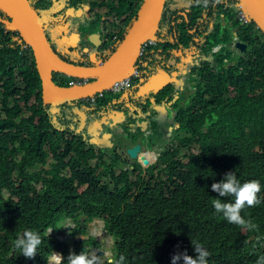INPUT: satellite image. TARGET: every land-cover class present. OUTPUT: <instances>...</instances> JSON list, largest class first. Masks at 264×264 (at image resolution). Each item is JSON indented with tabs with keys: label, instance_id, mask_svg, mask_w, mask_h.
I'll use <instances>...</instances> for the list:
<instances>
[{
	"label": "trees",
	"instance_id": "16d2710c",
	"mask_svg": "<svg viewBox=\"0 0 264 264\" xmlns=\"http://www.w3.org/2000/svg\"><path fill=\"white\" fill-rule=\"evenodd\" d=\"M81 1L71 0L70 4L80 11ZM118 1L120 6L115 1L110 9L116 11L120 19L128 16L125 20L128 28L121 34L123 43L133 27V20L139 15L142 0ZM192 1L166 0L156 36L157 46L149 47L138 62L142 75L140 87L151 68L170 61L174 63L172 56L181 50V46L184 47L183 56L192 55L193 47L200 45L196 38H208L207 46L199 48L204 55H208L212 47L231 41L229 31L223 29L219 19L220 14L229 16L226 4L239 0ZM33 3L37 10H45L48 0H34ZM91 4L100 7L106 3L93 0ZM180 11H184L186 17L180 15ZM229 17L233 19L231 15ZM193 30L195 33L191 32ZM1 33L5 38L2 30ZM239 33L249 46L247 53L236 58L237 66L226 70L224 59L233 61L232 54L227 51L226 55H218L217 66L223 73H213L208 64L205 68H197L201 89L193 93L186 108L179 104L182 94L179 91V96L177 90H181L180 85L170 82L153 94L151 103L143 101L140 91L133 87L125 96L107 94L94 107L83 108L85 105H82L80 109L65 104L53 110L56 106L43 102L37 70L33 74L21 69L23 78L35 76L34 86L29 81V88L18 100L22 108L6 105L0 114V264H16L5 257L3 250L25 228L35 230L43 237L47 227L58 229L68 215L74 218L84 215L88 220L105 219L108 232L117 238V257L123 255L125 264H171L172 255L190 248L192 239L207 247L208 264H255L257 257L264 255V187L258 194L261 203L242 210V215L257 225L254 230L228 223L215 212L211 203L219 195L211 189V184L222 179L228 171L236 172L241 180L258 179L264 186V35L259 29L254 30V24L241 27ZM170 37L174 38L175 45L169 42ZM107 43L102 52L108 48ZM2 46L9 52V58L17 54L10 41L4 39L0 49ZM117 49L111 48L105 59L114 55ZM172 67L173 71L183 68ZM7 89H10L9 83ZM177 94L179 99L173 102ZM34 97L35 104H30ZM122 99L134 101L137 108L127 110L126 105H121ZM170 102L180 107L169 125L178 124L179 129L189 132L188 145L199 142L202 146V152L190 162L196 171L189 175L181 172L180 162L167 150L162 155L163 161L182 180L174 195L176 201L165 200L158 189H146L145 194L141 193L132 203L129 193L134 191V184L128 172L114 170L122 166L118 165L117 159L110 163L106 161L105 165L101 163L102 156L95 151L89 126L101 122L102 131H109V124L102 122L104 115L118 109L127 113L123 124L130 126L142 119L143 114L148 115L158 129V114L153 106L168 107ZM24 113L28 116L24 117ZM82 125L85 126L80 128ZM51 158L54 161L50 162ZM103 173L113 174L116 182L113 187L103 184ZM196 208L202 213L181 214L168 223L178 210ZM194 224L197 232L184 235L183 242H190L185 248L179 240H173L178 229L182 232L181 229ZM60 234L66 235V232ZM257 236L261 238L258 240ZM52 246L48 240L42 241L34 257L21 258L18 264H45Z\"/></svg>",
	"mask_w": 264,
	"mask_h": 264
},
{
	"label": "clouds",
	"instance_id": "9594fccd",
	"mask_svg": "<svg viewBox=\"0 0 264 264\" xmlns=\"http://www.w3.org/2000/svg\"><path fill=\"white\" fill-rule=\"evenodd\" d=\"M29 1L33 9L39 15V18L42 21L43 30L46 34L51 50L54 52L52 45H51V41H50V39L53 41L52 37H54L55 39L60 40L65 45L64 50L66 53H69L70 52L69 50L75 52V53H69V54H72L73 56H75V58L78 61H80V63L76 62L75 60L71 58L70 59L73 62H66L64 60L65 58H63L59 54L57 55L54 52V54L60 60L66 63L78 65V66L96 67L97 64L103 65L111 56H113L111 55L109 58L100 62L99 54H98L96 58V61L98 60V62H95L94 64L90 63V62H93L95 57L93 56L94 51L90 50L91 43L89 42V37L90 35L95 34L94 32H97L99 30L98 28H95L93 31L86 33V35L83 36L84 38H82L81 36V31L88 24L94 25L95 23H98L101 21L100 19L101 14L98 13L99 7H94L91 4L93 0H87L84 3L81 0H74L76 2H80V1L82 2V4H80L82 6V10L80 11H77L76 6H73L70 4L71 0H48L47 7H45V10H39V9L37 10L33 3L34 0H29ZM104 1L105 3H113L117 1L115 3L119 5L118 0H104ZM143 3H144V0H142V5ZM230 4L231 5L236 4L237 12H236L235 17H237L239 24L240 23L242 24V25H239V29H234L233 27L235 25H226V26L222 25L223 29L229 31V34L232 31V28L234 29L235 31L234 34H230L231 41L229 43H225V44L212 47V50L210 51L208 55H204L202 51L201 52L197 51V50H201L197 48L194 49V52L192 55H187L189 58V56L192 57L194 55L199 54L200 52V55H204V58L207 59V63L210 60L214 63L215 71H213V73L215 74H219V72L223 73V71H220L218 69L217 60H216V57L220 55L221 53L223 55H226L227 51H229L232 54V57L234 59L233 61H231V58L224 59L223 68L225 70L229 67L237 66L236 58L242 57L247 53L249 46L245 41L241 39L240 33H239L240 28L241 27L246 28L249 25L254 24V30L259 29L257 25L251 20L244 2H241L239 0V2L237 1L236 3H230ZM226 6H229V4H226ZM141 7H140V11H141ZM224 9H225V6H224ZM0 11L4 13L5 15H7L1 9V6H0ZM241 11L244 12L245 15L247 16V19H248L247 22H243L240 19L239 14ZM93 13H96V15L91 21H89L88 18L92 17ZM230 15L232 16V14L229 11V16ZM229 16L225 14H220L219 22L222 21L221 19H223L224 22H228V23L235 22L234 20L235 17H233L232 21L229 22L228 21L230 19ZM127 17H124L123 19L126 20ZM8 18L10 21H12V19L9 16ZM79 19L86 21L87 25L74 24ZM137 19L133 20V25L135 24ZM46 21L48 25H44V22ZM1 22L2 21L0 20V29H1V26L3 25V27H5L7 30L14 31L20 34L18 30L11 28L12 26L11 23L5 22V21L3 23ZM9 25L11 26L9 27ZM123 25H125V27L123 28L121 27L120 29L118 30L116 29L115 31L110 33V36H109L110 39H107L108 35H106V39L109 40L108 43L107 41L105 42L108 44L107 45L108 48L105 49L104 52H101V53L106 54L113 47H117L119 49V47L122 45L121 34L124 31H126L128 28L126 27L127 25L126 22L123 23ZM118 26H121V25H118ZM1 30L3 31V28ZM159 31H160V27H159L158 33ZM195 31L196 30H193L191 32L195 33ZM261 33L264 35L262 31ZM47 34L49 35L50 39L48 38ZM97 34L99 35V33ZM156 36L155 38L147 40V42L143 45V50L145 46L147 45V43L151 41H153L154 44L148 46L147 49L149 47L153 48L157 46ZM82 41H85L83 46H85V49L86 48L88 49V52H85V56L83 55V52H82L83 48H80V44ZM238 41L247 44V49L244 53H242L240 49L236 48L235 45H236V42ZM70 42L77 43V47H72L70 45ZM197 42H200V41H197ZM23 46H27V47L29 46V48L32 49L30 45L24 42V40H23ZM59 49L63 50L61 48ZM99 50L97 51V53L100 52ZM143 50H142L141 57H143L144 54L146 53V51L144 52ZM179 52H181V50ZM179 52H177L175 56L181 55L183 57V53L178 54ZM86 56L88 57V61H85ZM34 57H35V54H34ZM100 57H103V56L100 55ZM35 61H36V58H35ZM170 64L179 65L180 67V66L186 65V60L183 64L179 63L177 60H174V63L170 61L164 66L167 67ZM210 68L212 69L211 64H210ZM139 69L140 68L138 65L137 70L127 77L129 78V77H132L135 73H139V76L136 78L132 87L126 92L115 94L109 91L111 88L115 86L117 82L123 81L121 80V81H117L113 86H111L108 89H105L98 93L96 92L92 94V96L83 97L80 100L75 101V104H73V102L67 103V104L74 106L78 103H82L83 105H86L87 107H94L98 103V101L105 98L107 94H111V96H120V97L125 96V94H127L131 89H133V87L136 84H139V80L142 77ZM36 70L39 75V72L37 69V63H36ZM160 70L162 71V73L163 71H165L163 69H160ZM240 71H242V67H240ZM55 77H59L61 78V80L57 81ZM39 78H40V75H39ZM96 79L97 78H79V77H74L66 73H60V72L53 73V80L57 85H63V86H68V87L86 86L87 84L94 82ZM170 79H172V76H170ZM197 80H200V78ZM34 82H35V76L33 77V81H32L33 86H34ZM178 84L180 85L179 82ZM100 93H103V97L100 96ZM192 98H193V94H192ZM92 99H95V101L92 102ZM176 99L177 100L179 99L178 94H177ZM32 101L33 102L36 101L35 97L31 100L30 104H32ZM130 102L134 103V101H130ZM173 102H176V101H173ZM173 102H170L169 104H173ZM187 103L185 106H182V107L186 108ZM18 105L19 107H21L20 104ZM53 110H57V109H53ZM175 110L176 109L173 108L174 113H175ZM122 113L126 114V112H122ZM23 116L24 117L28 116V113H24ZM141 117L144 119V121L147 124V126L143 129V132H145L150 127L149 119L151 118L148 115L144 116L143 114L141 115ZM173 118L174 117H172V119ZM172 119L168 115L162 116L158 114L156 120L160 126L158 129H155V125L152 121L153 134L146 135V137H144V134H143L141 140L139 138V134H137L136 138H134L132 141H129V142L125 141L119 136L117 143H115L113 140L110 139L109 132L103 131L104 132L103 134H97L94 129H93L94 132H92L91 128L93 124L89 128V131L93 133L91 140L95 144V148L98 146V144H101L102 147H105V149L110 150L109 153L102 152V154L100 155L102 156L101 163L104 162V165H105L106 161L110 163L111 161L117 159L118 165L122 164V166L115 167L114 170L118 171V173H120L123 170L128 172L129 178L132 180V183L134 184V191L129 193V196H130L129 201L132 203L135 202L136 198L140 196L141 193L145 194L146 189H151V190L158 189L157 192L162 193L165 200L176 201L174 199V195L176 193L177 185L182 184V180L180 177H178L177 174L173 172L171 168L167 167V163L163 161L162 155L164 152H167V150H170L172 153L171 156L180 162L179 170L181 172H184L189 175L190 173H194L196 171V169L191 165L190 162L192 160V157L202 152V146L200 145L199 142H193L192 145H188L187 144V141H189L188 138H179V139L174 138L173 139V136L177 134L176 130L181 131V132H187V131L179 129L178 124L169 125L168 122L174 121ZM99 123L100 122H98L97 124ZM100 125L103 126L102 124ZM120 125L122 126V130L119 129V132L121 135H123L125 131L130 130V126L123 124V122H121ZM125 125L127 127H125ZM83 126L85 125H82L80 128H82ZM108 128H110V125H108ZM105 133H109L106 141L102 143L99 141L98 142L94 141V139L100 140V138H102ZM159 133L160 134L162 133V134L160 135ZM187 133H188V136L190 137L189 132ZM108 142L110 144H107ZM183 142H186V143H183ZM119 144H123V145L119 147ZM152 144L154 146H152ZM138 145H140V149L138 150L137 157H134L130 153V149L135 148ZM128 161H132V162L137 161L138 164L142 166V169L140 170V173L138 175L136 174V169L133 168L132 164H128ZM142 161L144 164H142ZM99 171L100 169H98V172ZM102 177H103V180H102L103 184L108 185L110 187H113L114 183L116 184L113 174L109 173L108 175H105L103 173ZM106 177H110L109 183L105 182ZM41 187L42 185L40 186V188ZM262 187L264 186H262L260 180L258 179L253 178L249 180H241L240 178H238L236 172L228 171L224 174L222 179L218 181H214L211 184V189L214 192L219 194L217 196L218 198L213 199L211 201L212 206L215 212L220 214L228 223L236 224L238 226L245 227L249 230H254L256 229L257 225L251 219H246L242 215V210L261 203V197L258 194L261 192ZM262 196H263V193H262ZM221 197H229L230 199L225 200V199H222ZM180 201L185 202L184 200H180ZM196 213H202L200 208H196L192 211L178 210L176 213H174L169 218L168 223L171 220L177 218L181 214L192 216L193 214H196ZM79 224H80V227H79ZM88 224H92L95 226L94 230H97L95 234H92L91 232H88V233L85 232V228H87ZM77 229H79V231ZM181 230L182 232H180V229H178V233L174 236L173 240H176V241L179 240L185 248L188 244H190V242H186V243L183 242L184 235L192 231L197 232L196 224L192 225L188 229H181ZM61 232L63 233L66 232V235L64 234L59 235V233ZM260 238L261 237L257 236L258 240ZM45 240H48L51 244H53L50 252L48 253V256L46 257L45 264H105L106 262L107 264H125V257L123 255H120L119 257H117L118 256V253L116 252L117 238L116 236L108 232L107 227H106V220L101 219V218H93L92 220H88L87 217L84 215H80L78 218H74L72 215L66 216V218L60 222L58 229H56L55 227H47V230L43 237H41L37 231L25 228L22 234L18 235L14 240H12L10 242L9 247L4 249L3 252L6 258L11 259L16 264H18L21 258L24 259V258L34 257L35 254L38 252V248L41 246L42 241H45ZM54 241L56 242L54 243ZM77 242H80L81 244H77ZM66 243L68 245L67 247H64ZM192 244L193 245H191L190 248H186L189 254L187 253L186 250L183 252H177L173 254L171 257V264H208L209 251L207 247H205L198 240H194V239H192ZM255 264H264V255L258 256L255 261Z\"/></svg>",
	"mask_w": 264,
	"mask_h": 264
},
{
	"label": "water",
	"instance_id": "95a60500",
	"mask_svg": "<svg viewBox=\"0 0 264 264\" xmlns=\"http://www.w3.org/2000/svg\"><path fill=\"white\" fill-rule=\"evenodd\" d=\"M240 1L245 3L251 20L264 33V0ZM165 4L166 0H144L138 19L117 52L103 65L86 67L66 63L54 54L43 30L42 21L29 0H0L1 9L12 19L11 28L18 30L24 42L33 49L42 81L43 101L46 105L53 106H61L92 96L134 73L138 67L143 45L147 40L155 38L158 33ZM89 42L97 48L102 43L97 33L90 35ZM70 45L77 47V43L70 42ZM235 46L242 53L247 49V44L240 41L236 42ZM85 52H88L87 48ZM57 72L79 78L97 79L86 86L68 87L54 82L53 73ZM141 124L146 125V122ZM108 135L109 133H105L100 140L94 139V141L102 143L106 141ZM139 149L140 145L130 149L132 156L137 157Z\"/></svg>",
	"mask_w": 264,
	"mask_h": 264
},
{
	"label": "flooded vegetation",
	"instance_id": "af4514ba",
	"mask_svg": "<svg viewBox=\"0 0 264 264\" xmlns=\"http://www.w3.org/2000/svg\"><path fill=\"white\" fill-rule=\"evenodd\" d=\"M189 1L191 3H193L192 0H189ZM31 2H33V1H31ZM118 2H119V5H117V6H120V1H118ZM110 5H111V3H106L105 5H102L99 7V11H101V12H99V14H101V18H100L101 21L94 24V25H101L102 26V28L99 29V31L94 32V33H99L100 40L102 42L100 47L97 48V47H94L92 44H90V46H91L90 50L94 51L93 56L95 58H97L98 54H99V58H101L100 55L103 57L106 55V54H103L101 52L103 51V46H104L105 42L107 41L106 35H108L107 37H109L110 33L114 31L113 25H123V23H125V19H120L117 15L116 11L111 12ZM102 11H105V12L102 13ZM163 14H164V12H163ZM179 14L186 17V13L184 11H180ZM95 15H96V13H93L92 17L88 18V20L91 21L95 17ZM111 17H115V18H111ZM205 18L207 19L208 16H206ZM0 20L2 21L1 23H3L4 21L11 23L8 16L5 15L4 13H2L1 11H0ZM221 20L222 21H220V25H223V26H226V25H242L241 23L239 24L237 17L234 18L235 22H232V23L224 22L223 19H221ZM84 22H86V21H84ZM44 25H48L47 21L44 22ZM88 25H90V24H88ZM10 26L11 25H9V27ZM2 28H3V32L5 34V38L3 37V35L0 32V39L2 41L4 39L6 41H10V44H12L15 47V48H13V52L17 51V54H14V56L12 58H9V56H8L9 52L7 51V49L4 46H2V49H0V114L2 113V111L6 105H8L10 107L12 105H16V107H17L18 106V100L22 97V93L26 92V89L29 88V81H31V82L33 81V78L32 79L23 78L22 77L23 72L21 69H26L28 71H31L33 74H34V70L36 69V61H35L34 53H33L32 49L29 48V46L28 47L23 46V38L21 37V35L19 33L14 32V31L7 30L5 27H3V25L1 26V29ZM233 28L239 29L238 26H234ZM233 28H232V31L230 32V34H234L235 31ZM91 31H93V29H90L89 32H91ZM86 33H88V31L83 28L81 31L82 38H84L83 36H85ZM48 38L50 39L49 35H48ZM2 41H0V42H2ZM50 41H51V45H52L54 52L58 55V51L60 49L55 45L54 41H52L51 39H50ZM196 41H200L199 42L200 45L194 46L193 49L204 48L207 46L208 38L201 36V38H196ZM169 42H170V40H169ZM176 42L180 44V41L178 39H176ZM84 43H85V41L81 42L80 48H83L82 52H83V55L85 56V46H83ZM16 48L19 50V52ZM180 48H181V52H179L178 54L184 53V49H183L184 47L181 46ZM173 49H171V51H173ZM66 50H67V48H66ZM98 50L100 51L99 53H97ZM69 51H70L69 53H75L71 50H69ZM197 51L201 52V50H197ZM200 52H199V54L194 55L190 58V60L194 61V63H195V70L197 71V73H199V70H197V68H200V69L205 68L208 63L211 64L212 71H215L214 63L211 60L208 61V63H207V59L204 58V55H200ZM183 58H185V60L189 59L188 56L185 54H184ZM67 59H70V58L67 57ZM75 61H77V60H75ZM85 61H88L87 56L85 58ZM79 63H80V61H79ZM210 64H208V65L210 66ZM180 68H181V66H180ZM188 72L189 71L185 68V65H183V68H181L180 71L177 70V71L171 72V76H178V80L180 83V89L181 90H183L185 88L184 78H186ZM178 73H179V75H177ZM55 78L57 81L61 80V78H59V77H55ZM194 78H193L194 79L193 82L187 83L186 90L184 92L192 93V92H196L197 90L201 89L200 80H197V78H200V73L194 74ZM8 83L10 84L9 90L7 89ZM32 104H35V102L32 101ZM82 105H83L82 103H78L75 106L77 108L81 109ZM126 106H127L126 109L129 111L137 108L135 102L132 103L131 105H126ZM71 107H73V106H71ZM83 108H86V105ZM149 120H150V127L145 132H143V129L147 126V124L146 125L141 124L142 122H144L143 118L141 120L135 122V123H130V130L125 131L123 135H121L119 132V129L122 128V126L120 124L118 125L120 128H117V126H111L110 131H105V132H109V133L111 132L110 133V139L113 140L115 143H117V141H118L117 136H120L122 139L129 142V141H132L134 138H136L137 134H139V138L141 140L143 134H144V137H146V135L153 134V130H152L153 123H152L151 119H149ZM83 122H85V119L83 120ZM115 125H117V124L115 123ZM36 127H37V125H36ZM93 129L96 131L97 134H103L104 133L102 131V126L97 124V123H96V125L92 126L91 130H93ZM113 129H115V132L113 131ZM111 136H113V137H111ZM122 145L123 144H119V147H121ZM152 146H154V145L152 144ZM95 151L98 155H101L102 152L109 153L110 150L104 149L101 146V144H98ZM128 164L133 165V168L136 169L137 175L140 173L142 166L140 164H138L137 161H135V162L128 161ZM142 164H144L143 161H142Z\"/></svg>",
	"mask_w": 264,
	"mask_h": 264
},
{
	"label": "rangeland",
	"instance_id": "374dc122",
	"mask_svg": "<svg viewBox=\"0 0 264 264\" xmlns=\"http://www.w3.org/2000/svg\"><path fill=\"white\" fill-rule=\"evenodd\" d=\"M229 11L232 14V17H235L236 12H237V10H236V4L235 5L229 4ZM99 12H101V11H99ZM104 12L105 11H102V13H104ZM228 15H229V12H228ZM111 18H115V17H111ZM228 21L230 22V21H232V19L230 18ZM74 24L87 25L86 22H84L83 20H80V19L77 20ZM121 27L123 28V27H125V25H121V26L113 25V30L114 31L116 29L118 30ZM95 28H98V30H99V29L102 28V26L101 25H96V26H94V25H87V26H85L84 29L89 32L90 29H93L94 30ZM52 39H53L55 45L58 48L63 49V50L58 51V54L60 56H62L65 59L68 57V58L77 60L75 58V56H73L72 54H69V53H66L65 52V50H64L65 49V45L60 40L55 39L54 37H52ZM170 43L172 45H175V40H174L173 37H170ZM156 56L158 57V55H156ZM190 57L191 56H189V58ZM172 58L174 60H177L181 64H183L185 62V58H183L181 55L172 56ZM99 59H100V62H101V61H104L105 60V57H101ZM76 62H79V61L77 60ZM95 62H98V60L96 61V58L93 60V62H90V63L94 64ZM172 66H173V64H170L167 67H165L163 65H160V67L157 66L155 68H151L149 70V72L146 74V76L144 77V79H143L144 80V85L140 87L139 84H136L134 86V88H135L136 91H140L139 96H140V98L143 101H148L149 103H151L152 102V99H153V97H152L153 94H156L157 92H159V90H161L166 85L170 84V82H177V83L179 82L178 76H172V79H170V76H171V73L170 72L173 71ZM185 68L189 71L188 74H187V76H186V78H184L185 88L183 90H177V93L180 91L179 93L180 94H183V96H181L182 99H180L181 102H179L181 106H185L186 103L188 101H190L191 98H192V94L193 93H185L184 92L186 90L187 83H190V82H193L194 81V79H195L194 78V74H199L195 70V63H194V61H191L190 59H187L186 60ZM160 69H163L165 71H163V73H162V71ZM177 75H179V74H177ZM197 79H199V78H197ZM180 94H179V96H180ZM176 97L174 98L175 99L174 101L177 102ZM73 104H75V102H73ZM131 104H132V102H130L129 100L122 99V103H121L122 106H124V105H131ZM180 105L179 104L178 105H175L173 103V104H169L168 107H167V106H157L156 104H154L153 108L155 110H157V114H160L162 116L168 115L172 119V117H176V113L179 110V109H176L175 110V113H174L173 108H179ZM52 109H59V107L56 106V107H53ZM125 116H127V113L124 114L121 111H119L118 109H115L114 111L105 113L104 119H103L104 121H102V122L109 124L110 127L111 126H117V125H115V123L119 125L121 122H123L125 120ZM172 120H175V119L173 118ZM96 123H98V122H95L93 124V126L96 125ZM100 124H101V122L99 123V125ZM117 128H120V127L117 126ZM121 130H122V128H121ZM113 131L115 132V129H113ZM92 132H94V131L92 130ZM111 137H113V136H111ZM117 137L119 138V136H117ZM174 138H176V139H179V138H188V133L187 132L178 131L177 134L175 136H173V139ZM50 161H53V158H51ZM48 167H49V165H48ZM105 182L109 183L110 182V177H106L105 178ZM6 196H8V194H6ZM94 229H95V226L94 225L88 224L87 225V228H85V232H87V233L88 232H91L92 234H95V232L97 230H94ZM98 230H99V228H98Z\"/></svg>",
	"mask_w": 264,
	"mask_h": 264
},
{
	"label": "built area",
	"instance_id": "2783aa9c",
	"mask_svg": "<svg viewBox=\"0 0 264 264\" xmlns=\"http://www.w3.org/2000/svg\"><path fill=\"white\" fill-rule=\"evenodd\" d=\"M239 17L243 22L248 21L247 16L242 11L240 12ZM152 44H154L153 41L148 42L143 51L145 52L147 47L152 45ZM138 76H139V73H135L132 77H129V78H127L121 82H117L115 84V86L113 88H111L109 91L111 93H115V94H120V93L128 91L132 87L133 83L135 82V80ZM100 96L103 97V93H100ZM94 101H95V99H92V102H94Z\"/></svg>",
	"mask_w": 264,
	"mask_h": 264
}]
</instances>
